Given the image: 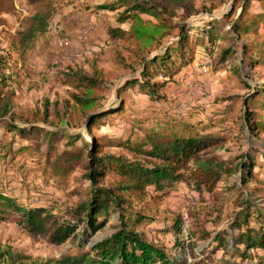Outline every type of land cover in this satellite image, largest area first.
<instances>
[{
  "label": "rangeland",
  "instance_id": "obj_1",
  "mask_svg": "<svg viewBox=\"0 0 264 264\" xmlns=\"http://www.w3.org/2000/svg\"><path fill=\"white\" fill-rule=\"evenodd\" d=\"M55 1L56 13L49 33L40 37L25 58L14 50L10 37L31 15L29 0H14L15 9L0 16V59L7 60L6 66L0 68V74L7 77L6 83L0 78V104L11 102L18 125L30 129L39 127L31 136L25 137L18 131L6 133V124L0 123L3 143L0 147V190L24 199L23 202L29 205L53 206L57 214H61L66 206L76 202L77 197L68 192L75 188L83 171L74 168L65 172L63 168L58 170L51 166L53 163H46L49 134H55L59 152L77 150L85 139L93 141V148L102 145L106 155L124 160H145L143 156H136L132 147L143 142L147 136L145 132L156 125L159 117L174 114L199 130L207 126L209 131L226 134L228 142L215 152V156L223 161L237 158L249 150L257 160L256 179L244 192L238 178L232 177L210 194L183 187L162 198H150V207L143 210L152 218L145 226L147 238L164 245L172 256L182 257L187 264L241 261L239 257H233L232 242L237 233L233 225L236 215L245 211L242 200L246 191L256 203L249 209L253 212L251 223H255L257 210L264 214V134L247 138L246 130L242 129L243 97L250 91L241 80L243 77L249 79V74L242 71L237 74L234 57L219 61L218 50L210 56L205 45L196 49L193 60L179 72L173 75L161 72L151 79V83L165 82L159 90L160 97L150 98L138 85L119 95L117 87L124 78L115 73L113 58L118 45L104 46L108 38L106 29L109 24H115L114 12L99 9L115 0ZM191 2L196 10L188 19L194 25L201 26L218 19L219 25H223L221 30H228L230 23L227 24L223 16L231 9L233 0ZM252 4V12L262 10L258 0H252ZM127 27L128 24L124 25ZM96 70L103 71L109 90L104 105L94 113L101 117L89 130L85 128L84 118L72 122L67 115V102L77 91L73 84L75 76L69 74L72 71L94 73ZM189 78L195 79L189 81ZM121 105L122 113H112ZM130 138L131 148L124 144ZM74 141L76 143L72 144ZM149 148V144L144 147ZM50 160L55 162L53 157ZM114 163L117 162L108 164ZM176 219L182 222L179 231L171 229ZM18 221L17 217L9 216L0 222V249L22 256L14 264H40L88 251L94 243L109 236L114 231L111 225L115 224V220L111 221L82 245L78 238L63 245H53L30 237ZM162 226H168L170 230L161 231ZM177 238L182 246L176 243ZM218 242L225 245L219 246ZM250 254L254 258L243 259V264H258V254L264 256V249L254 248Z\"/></svg>",
  "mask_w": 264,
  "mask_h": 264
},
{
  "label": "trees",
  "instance_id": "obj_2",
  "mask_svg": "<svg viewBox=\"0 0 264 264\" xmlns=\"http://www.w3.org/2000/svg\"><path fill=\"white\" fill-rule=\"evenodd\" d=\"M258 1L262 10L252 12V0H233L231 9L223 16L227 24L230 23L225 31L221 30L223 25H219L218 19L201 26L194 25L188 19L196 10L191 0H115L99 6V9L114 12L115 24L108 25L104 46L118 45L113 58L115 73H120L119 78L124 79L117 87V93L121 95L127 88L138 85L154 99L165 82L151 83V79L161 72L170 75L179 72L193 60L199 46L207 45L205 51L210 56L217 49L219 61L234 57L236 73L249 74V79L243 77L241 80L250 91L243 97L242 129L246 130L247 138L264 134V0ZM29 2L31 15L10 37L12 47L22 58L40 37L49 33L56 13L55 0ZM14 9V0H0V16ZM126 24L128 27L124 28ZM6 62L4 57L1 58L0 68L6 66ZM70 75L75 76L73 84L77 91L67 102V115L72 122L84 118L85 128L91 130L101 117L94 113L105 103L109 90L105 86L107 80L102 70L94 73L72 71ZM0 78L6 83L5 74H0ZM119 107L112 113H122L123 105ZM14 115L10 101L0 104V123L6 124V133L18 131L29 137L39 130L38 126L30 129L18 125ZM156 121L151 130H145L147 136L143 142L132 147L136 156H143L145 160H124L106 155L102 145L93 148V141L85 139L81 148L59 152L55 134H49L46 163H53L51 166L58 170L63 168L65 172L82 168L75 188L68 192L77 197L76 202L57 214L53 206L29 205L23 202L24 199L0 190V222L15 216L27 234L37 241L63 245L78 238L82 245L115 220L111 225L114 231L94 243L88 251L40 264H187L182 257L172 256L164 245L147 238L145 226L152 218L143 210L150 207V198L159 199L183 187L210 194L232 177L238 178L244 192L256 179L257 160L249 150L225 161L216 157L215 152L224 147L229 138L211 128L213 131H209L207 126L199 130L174 114ZM131 143L130 138L124 144L131 148ZM94 144L98 145V142ZM148 144L150 148L144 149ZM0 147H3L1 138ZM50 157L55 159L56 165ZM109 162L117 163L109 165ZM250 197L246 191L242 200L245 211L236 215L233 225L237 230L232 242L233 257H239L241 261L217 264H243V259L254 258L250 254L252 249H264V214L257 210L255 223H251L253 212L249 209L256 203ZM181 225L182 222L176 219L171 229L179 231ZM159 229L168 232L170 227ZM176 243L182 246L179 238ZM258 255V264H264V256ZM21 259V255L0 249V264H14Z\"/></svg>",
  "mask_w": 264,
  "mask_h": 264
},
{
  "label": "crops",
  "instance_id": "obj_3",
  "mask_svg": "<svg viewBox=\"0 0 264 264\" xmlns=\"http://www.w3.org/2000/svg\"><path fill=\"white\" fill-rule=\"evenodd\" d=\"M195 78H189V81H193ZM181 189H183V188H181Z\"/></svg>",
  "mask_w": 264,
  "mask_h": 264
}]
</instances>
